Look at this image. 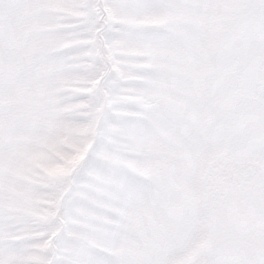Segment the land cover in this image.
Returning <instances> with one entry per match:
<instances>
[{
	"label": "snow or ice",
	"instance_id": "obj_1",
	"mask_svg": "<svg viewBox=\"0 0 264 264\" xmlns=\"http://www.w3.org/2000/svg\"><path fill=\"white\" fill-rule=\"evenodd\" d=\"M0 264H264V0H0Z\"/></svg>",
	"mask_w": 264,
	"mask_h": 264
}]
</instances>
